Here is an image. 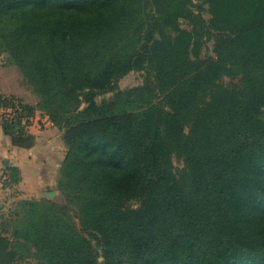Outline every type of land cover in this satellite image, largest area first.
<instances>
[{
    "label": "trees",
    "instance_id": "obj_1",
    "mask_svg": "<svg viewBox=\"0 0 264 264\" xmlns=\"http://www.w3.org/2000/svg\"><path fill=\"white\" fill-rule=\"evenodd\" d=\"M200 1L209 18L194 0H0L1 126L24 148L36 111L65 129L57 187L81 224L18 199L0 264H264V0Z\"/></svg>",
    "mask_w": 264,
    "mask_h": 264
},
{
    "label": "crops",
    "instance_id": "obj_2",
    "mask_svg": "<svg viewBox=\"0 0 264 264\" xmlns=\"http://www.w3.org/2000/svg\"><path fill=\"white\" fill-rule=\"evenodd\" d=\"M28 127L36 136V142L32 147L24 148L12 144L0 126V169L8 171V168L15 167L19 172V180L5 192L15 201L23 198L50 199V193L60 192L57 177L66 155L65 146L59 141L56 127L47 114L36 111Z\"/></svg>",
    "mask_w": 264,
    "mask_h": 264
},
{
    "label": "rangeland",
    "instance_id": "obj_3",
    "mask_svg": "<svg viewBox=\"0 0 264 264\" xmlns=\"http://www.w3.org/2000/svg\"><path fill=\"white\" fill-rule=\"evenodd\" d=\"M194 8L198 9V7H200L201 5L203 6V14L206 18L210 17V14L208 12V6L207 5H203L202 2L200 0H194ZM184 27H186V23L183 24ZM213 44L212 42H210L209 44L206 45L204 52L206 54H212L213 50H212ZM6 61V55L5 54H0V65H2L4 62ZM146 76H147V72L145 70H141V71H130L129 73H127L126 75L122 76L119 80H118V86L120 90H124L127 88H130L132 86H136L139 84H142L145 80H146ZM226 81H229L228 78H226ZM115 91H107V92H103L97 95L96 100L97 102H101L104 99H110L113 95H114ZM48 115V114H47ZM263 117H264V110H263ZM50 118V117H49ZM54 125V124H53ZM55 126V125H54ZM56 127V132L57 134H59V141H62L63 146H65L64 143V137L66 134L65 129H60L57 126ZM65 151H67V148L65 146ZM174 164L176 167H183L184 162H183V158L179 155H175L174 156ZM60 191V190H59ZM8 196L10 197V194H8L7 192L2 193V195H0V208L2 210V212H6L8 211L9 207L14 204L13 202L15 201L14 198H8ZM50 200H55L56 202H58L60 205H62L69 213L72 214L75 223L77 224V227L79 229H81V224L79 219L76 216L75 213V207L68 202V199L61 193L59 192L54 199H50ZM262 220L264 221V210L262 211ZM6 217L0 218V231L2 234L7 235L9 234V232L4 228L5 225H11L12 223H16L15 218H9L7 220ZM10 223V224H9ZM86 236L90 237L93 239V242L96 243V240L88 233V232H83ZM97 250L99 253V261L102 262L103 261V256H102V251L101 248L99 246H97ZM21 264H35V263H30L28 261L26 262H22Z\"/></svg>",
    "mask_w": 264,
    "mask_h": 264
},
{
    "label": "built area",
    "instance_id": "obj_4",
    "mask_svg": "<svg viewBox=\"0 0 264 264\" xmlns=\"http://www.w3.org/2000/svg\"><path fill=\"white\" fill-rule=\"evenodd\" d=\"M15 110L13 108H0V126L2 125V122L5 118H12L14 115ZM31 120V117L29 119V121L27 122V124L29 125ZM9 178V174L8 171L5 169H0V195H2V193L5 192L6 189L10 188L7 185V181Z\"/></svg>",
    "mask_w": 264,
    "mask_h": 264
},
{
    "label": "water",
    "instance_id": "obj_5",
    "mask_svg": "<svg viewBox=\"0 0 264 264\" xmlns=\"http://www.w3.org/2000/svg\"><path fill=\"white\" fill-rule=\"evenodd\" d=\"M57 194H58V193H55V192L50 193V194H49L50 199H51V198L54 199V197H55Z\"/></svg>",
    "mask_w": 264,
    "mask_h": 264
}]
</instances>
